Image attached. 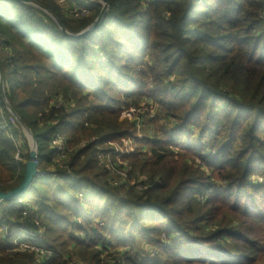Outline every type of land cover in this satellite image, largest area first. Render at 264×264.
Wrapping results in <instances>:
<instances>
[{
  "label": "trees",
  "instance_id": "obj_1",
  "mask_svg": "<svg viewBox=\"0 0 264 264\" xmlns=\"http://www.w3.org/2000/svg\"><path fill=\"white\" fill-rule=\"evenodd\" d=\"M29 1L50 12L69 34L85 30L101 11L94 1L68 0L89 10L87 17L72 21L54 0ZM106 1L109 7L99 25L72 39L33 4L0 0V77L10 107L34 135L39 167L60 156L51 145L57 136L65 138L64 153L74 148L67 168L73 176L66 170L55 174L59 205L49 208L48 199L37 193V185L46 183H39V177L23 196L0 204V227L9 233L0 236V264H89L104 257L108 264L259 261L264 257V0ZM54 88L65 91L57 109L56 98L50 105ZM134 98L152 102L159 116L176 124L171 131L160 127L166 138H154L149 147L126 157L130 170L121 185H127L113 187L107 172H97V163L91 164L98 144L136 131L134 122H118L122 107L146 109L129 104ZM72 99L74 106L65 107ZM3 106L1 102L0 192L5 193L22 182L26 163L15 159L14 137L20 133L8 123ZM152 125L158 126L157 119ZM80 132L100 143L76 150ZM174 155L182 162H174ZM194 159L204 167H189L188 160L194 164ZM140 174L146 178L138 189L129 181ZM216 174L224 181L220 188L210 178ZM15 178V185L6 186ZM65 197H70L66 205L61 203ZM216 202L249 220L242 223L243 232L234 223L220 222L209 236H196ZM31 203L38 211L24 215ZM192 204L201 209L193 222L179 210L189 211ZM182 215L188 220L183 226L173 219ZM35 217L44 228L49 225L45 235L57 234L53 239H66L68 228L82 237L56 247L37 240L50 256L9 251L19 225H29V232L40 229ZM189 225V230L182 228ZM162 236L170 240L164 243ZM226 239L236 246V256L221 248H229ZM151 248L156 251L152 257ZM72 251L78 253L75 262Z\"/></svg>",
  "mask_w": 264,
  "mask_h": 264
},
{
  "label": "rangeland",
  "instance_id": "obj_2",
  "mask_svg": "<svg viewBox=\"0 0 264 264\" xmlns=\"http://www.w3.org/2000/svg\"><path fill=\"white\" fill-rule=\"evenodd\" d=\"M54 1L59 6V9L61 10L62 15L64 16V18L67 19V20H72V21L73 20L74 21L78 20V19H74L75 18L74 17V10L79 11V10H85L86 9L87 11H89L85 7V5H79V6L70 5L68 0L67 1L65 0L64 3H59L57 0H54ZM94 2H96V4L99 5L101 7V10H102V6H101L100 1L94 0ZM74 7H77V8L75 9ZM4 92H5L4 91V82H3V79H2V76H1L0 77V106H1V102H2L3 105H4L3 108H5L6 111L9 110L10 113L12 115H14L11 118L10 117L11 116L10 113H8L9 116H8L7 120H8V123H10L12 126H14L18 130V132L20 133L18 137H14V142L16 144V149H17V153L15 155V159L17 161L18 160H22V162L27 163L28 160H29V153L33 149V142L31 140L30 136L32 135L34 137V135L32 134V132H31V130L29 128H28V130H30L31 135L30 134L28 135L21 128V126L19 124V121H21L24 125H25V123L20 118V116L18 114H16L12 110V108L10 107V102L8 101V98L5 96ZM62 93H65L63 88H54L53 90H51L50 94H49L50 105L52 104V101L55 98L58 101V97H61ZM53 97H54V99H53ZM55 102H54V104H55ZM132 102H136L141 107L146 108V109H140L139 110V108L133 107V106H131L129 108L122 107V112H121V114L118 117V122L126 121L127 124H129V125H131L134 122L135 125H136V131L135 132L134 131H130V135L128 137L119 136L113 141L105 142L103 144L101 143L100 145L98 144V146L96 147V150H95L96 154H94V159H95L94 162L95 163L92 162V164H91L92 167H95L96 166L97 151L98 150H105V153L109 156V158L111 159L112 163L111 164H104L106 166L99 165L100 167L97 165L98 166V167L96 166L97 167V172H100L99 171L100 169L106 171L107 175H108V178H109V181H110L109 183L113 187H121V186H126L127 185V184L121 185V183L124 182L122 180L128 178V172L130 170V163H129V160L126 159V157L136 153L138 148H141V147H144V146L145 147H149L148 146V142L151 141L154 138H157V139L162 138V137L166 138L165 134L162 135L158 131L160 129V127L164 128L166 131H171L173 126H174V124H176V120H174L171 117H164L162 115L159 116L158 115V110L159 109L152 102H149V101H147L144 98L143 99H141V98L140 99H138V98L135 99L134 98V99L129 101V104L132 103ZM73 106H74L73 99H72L71 102L70 101L69 102L68 101L65 102V107H73ZM133 110H134V113H133ZM0 112H1V108H0ZM131 114H133V115H131ZM15 118L17 119V121L14 120ZM155 119H157V121H158V126H156V127L154 125H152V121L155 120ZM87 124L88 123H85L84 126L87 125ZM85 127H87V126H85ZM88 127H89V125H88ZM89 138H87L86 134H82V132H80L79 135L77 136V139H80V141H79V143L76 146V150H82V149H84L86 146H88L91 143L92 144L96 143V142L100 143L99 139H97L96 137H92L90 139ZM194 138L196 139L197 137L194 136ZM72 151H74V148L73 149L72 148L69 149L68 152L64 153V155H61L58 158L57 157L54 158L52 160V162L49 165H46L45 167H39V162H38L37 169L39 171V176H42V175H44V176L43 177H39L40 179H37V180H38V182H39V180L40 181L41 180H46V183H43V182L40 183L39 182L41 184L40 188L42 189V192H41V189L39 188V186L37 185V187H38L37 193H41V195L43 194V196H45V198L48 199V203H47L48 205L47 206H49V208H51L52 206L56 207L57 205H59V202H60L59 196L61 194L57 190H53L60 183L57 180L58 178L55 177V174H58L59 170H66V172H68L67 173L68 177H72L73 176V172H71V170L67 169L68 168V156H69V154ZM174 151H175V153H177V152L181 153V150L174 149ZM122 154H124V155L121 156ZM143 155H144V153H143ZM179 157L180 156L174 155L172 157V160L174 162H177V163L182 162L183 158H179ZM87 159H88V155H85V156L82 157L80 167L83 166V164L86 162ZM193 161H194V164H193V162L191 160H188L187 165L189 167H193L194 169H196L195 167H201V166L204 167L203 162L201 163V161L199 159H194ZM69 173H71L72 175L69 174ZM143 175L144 174H142V175L140 174V175L136 176L137 177V180H136V177H135L136 182H135L134 179L132 181H129V182L131 184L136 183L138 185V189H140L141 186L139 184L144 182L145 178H146ZM210 178H212L211 181L218 188H220L221 186L224 185V181L219 179L220 175H218V174H216L215 176L210 175ZM114 179H115V183H112V181ZM5 180H7V179L4 178L3 181H5ZM15 180H16V178L14 180H12V181H8L6 186L15 185V183H16ZM177 180H179V178ZM62 182L67 183V180L62 179ZM35 193H36V190H35ZM36 196H37V194H36ZM89 198H93V196H90ZM68 199H70V197H65V199L62 198V202L61 203L66 205V202H67ZM78 199L81 200L79 198V196H78ZM79 200H77V201H79ZM84 202H86V201H84ZM23 203L24 202H22L21 204H23ZM0 204H4V202H1ZM6 204H7V202H6ZM10 204H8L9 208L12 205V204L11 205ZM32 205L33 204L31 203V205L26 207L24 215H27V214H30V213H33V212L36 213L38 211V209L34 208ZM209 208H212V210L214 212H213L212 215L209 216L208 219L203 220L200 223V225L198 227L199 228L198 232L196 233V236H198L200 238L209 236L211 231L215 230L220 222H225V225H233V223H234L236 226L239 227V231L243 232L241 230L242 229V223L247 221L248 219L241 218V217H239L237 215H232L231 213H229V210H227L228 209L227 207L221 206V204L217 203V202L212 204L211 207H209ZM209 208H207L206 210H209ZM179 210L181 212H183L184 216H187V218H189V220H192V222H193V220L198 216V213H199V211L201 209H200V207L195 209L194 204H192L189 211H185V208H180ZM205 212L206 211H203V213H205ZM183 215L182 216L173 217V219L176 220V222L179 223V225H181V226H183L184 224H186L188 222L187 219L183 218ZM75 220H77L78 222H82L79 219H75ZM37 221H38V226L40 227V229L38 231H41V232H39L40 234L36 235V237H35V234H34V236H30L29 233L28 234L25 233V232H27L26 230H29V229H26V228H29V225H26V224L19 225L21 227V228H17L19 230L14 229L15 231H14L13 234L15 235V237L16 238L17 237H22L23 243L26 242L27 245L23 244L22 242H20L19 240H16L14 238L15 241L12 242L13 248H12V250H9V251H11V252L13 251V253L19 252L20 254H35V255H37L38 254L37 250L33 249L34 246H32V244L30 243L31 241L42 240V241H45L44 242L45 244H50V245L53 244V246L56 247L58 244H62V242H64L65 240H67V239L69 240V239H72V238L74 239V240L72 239L73 240L72 242H70V241H66V242H68V244L69 243L70 244H75L74 242H77L82 237V233H79L78 231H74L75 230L74 228L66 227L68 229L63 233V236L66 239H59L58 237L56 239H53V238H55L57 236V234L56 235H48V234L45 235V230H51V229H49V225L46 222H44V223H46L45 225L47 227V228L46 227L44 228L41 225V222H39L38 219H37ZM79 224H80V226L83 225L82 223H79ZM165 224H167V221H165ZM192 225L191 226L189 225L187 228H184V227H182V228L184 230H189V228H191ZM156 226H158V225H156ZM160 227H161L160 230H165L166 225L160 226ZM5 229H7V227L6 228L4 226L0 227V236L2 238L6 237L7 233H6ZM27 240L30 241V242H28ZM137 240L140 241L139 243H140V245H142L141 238L139 237V238H137ZM162 240L164 241V243H167L170 240V238L162 236ZM226 242H227V245H228L229 248H226L224 245H221V248L226 252V254H230L232 256H236V251H238L236 246L234 244H232L230 239H226ZM112 244L115 245L114 243H112ZM237 246L240 247V244H237ZM42 248H45V246L44 247L42 246ZM60 248H61V245H60ZM147 248H148V250H150L149 246ZM45 250H44L43 253H51V252H48V251H45ZM109 251L111 253L114 252V250H112V249H109ZM72 252H73V257H71L70 259L75 262L76 261V257H78V253L75 252V251H72ZM150 252H151V254L152 253L156 254V251L153 248H151ZM109 255H112V254H109ZM249 256H250L251 261H253L254 260V259H252L253 256L252 255H249ZM107 258H109V257H107ZM107 258L106 257L101 258L100 261H89L88 260L87 262L89 264H108L107 262H109V260ZM226 258L229 261L236 260V259H233V257L232 258L226 257ZM234 258H237V257H234ZM242 263L243 264H264V257L261 258L257 262H251V263L250 262H248V263L242 262ZM77 264H85V263L78 261Z\"/></svg>",
  "mask_w": 264,
  "mask_h": 264
},
{
  "label": "water",
  "instance_id": "obj_3",
  "mask_svg": "<svg viewBox=\"0 0 264 264\" xmlns=\"http://www.w3.org/2000/svg\"><path fill=\"white\" fill-rule=\"evenodd\" d=\"M17 1H21V2H24V3H28V4H33L29 0H17ZM98 1H100L101 6H102V10L100 11L99 16L96 18V20L89 27H87L85 30L81 31L78 34H69V33L65 32L63 27H62V25L60 24V22H58L50 14V12H48L46 9L41 8L40 6H37L35 4H33V5L36 8L42 10L44 13H46L51 19H53L57 23L59 28L61 30H63L65 32V34H67L70 38H72V39H80L82 37L87 36L91 31L94 30V28L97 25H99V23L104 18L105 14H106V11L108 10L109 5H108L106 0H98ZM19 124H20L21 128L26 133L28 132V134L31 135L30 130H28V128H26V126L21 121H19ZM30 138H31V140L33 142V149L29 153V160L26 163L25 174H24L23 180L19 184V186H17L14 190L9 191V192H5V193L4 192H0V203L1 202H8V201H11V200H14V199H17V198L23 196L25 194V192L30 188L34 178H37L39 176V171L37 169V167H38L37 145H36V141H35V139H34V137L32 135L30 136Z\"/></svg>",
  "mask_w": 264,
  "mask_h": 264
},
{
  "label": "built area",
  "instance_id": "obj_4",
  "mask_svg": "<svg viewBox=\"0 0 264 264\" xmlns=\"http://www.w3.org/2000/svg\"><path fill=\"white\" fill-rule=\"evenodd\" d=\"M59 3H64L65 2V0L63 1V0H57ZM67 1V0H66ZM75 9L77 8V7H74ZM73 9V8H72ZM89 15V11H87L86 9L85 10H79V11H77V10H74V19H78V20H80V19H82V18H85V17H87ZM62 105V101H60V100H58V101H56L55 102V104H54V107L57 109V108H60V106ZM9 113H10V111L9 110H7ZM133 113H134V110H133ZM10 117L12 118L14 115H12L11 113H10ZM131 115H133V114H131ZM15 121H17V119L15 118L14 119ZM65 144H66V141H65V138H63V137H60V136H57L54 140H52V142H51V145H52V148H54L55 150H56V152H57V154L58 155H64V147H65ZM113 151V150H112ZM124 154H122L121 156H123ZM96 163H97V165L99 166V165H102V166H106V165H104V164H111L112 162H111V159L109 158V156L105 153V150H98L97 151V158H96ZM100 167V166H99ZM103 168V167H102ZM44 175H42V176H38V177H43ZM79 196V198L81 199L80 201H82V199H83V195L82 194H79L78 195ZM34 222H35V224H36V226H38V221H37V218L35 217V219H34ZM5 231H6V233H8L7 232V229H5ZM21 231V230H20ZM27 232H25V233H29V235L30 236H34V234H35V237H36V235H39L40 233L39 232H41V231H37V232H29L28 230H26ZM23 232V231H22ZM7 235V234H6ZM16 240H19L20 242H22L23 243V240H22V237H17V238H15ZM15 241V240H14ZM28 241V240H27ZM37 240H34V241H28V242H30L31 244H32V246H34V248L33 249H35V250H37V253H40V254H43V255H47V256H50L51 255V253H43L44 252V249L43 248H41L39 245H37L35 242H36ZM23 244H25V245H27V243L25 242V243H23ZM16 245V244H15ZM155 255V253H152L151 254V252H150V256L152 257V256H154Z\"/></svg>",
  "mask_w": 264,
  "mask_h": 264
},
{
  "label": "bare ground",
  "instance_id": "obj_5",
  "mask_svg": "<svg viewBox=\"0 0 264 264\" xmlns=\"http://www.w3.org/2000/svg\"><path fill=\"white\" fill-rule=\"evenodd\" d=\"M27 134H28V132H27ZM29 135V134H28ZM175 147V146H174Z\"/></svg>",
  "mask_w": 264,
  "mask_h": 264
}]
</instances>
